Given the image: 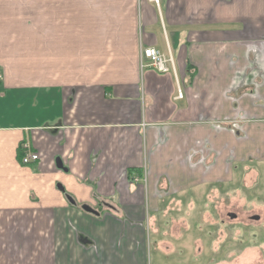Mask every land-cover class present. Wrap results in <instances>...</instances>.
Returning <instances> with one entry per match:
<instances>
[{"label":"crops","instance_id":"0c3cea01","mask_svg":"<svg viewBox=\"0 0 264 264\" xmlns=\"http://www.w3.org/2000/svg\"><path fill=\"white\" fill-rule=\"evenodd\" d=\"M0 74V264H231L191 222L264 178V0H0Z\"/></svg>","mask_w":264,"mask_h":264},{"label":"rangeland","instance_id":"374dc122","mask_svg":"<svg viewBox=\"0 0 264 264\" xmlns=\"http://www.w3.org/2000/svg\"><path fill=\"white\" fill-rule=\"evenodd\" d=\"M251 164V163H250ZM245 167H249L247 164ZM244 166L237 170L235 174V183L239 182L240 176L243 174ZM264 178L260 179L254 187L243 188L240 184H230L226 187L227 193L230 194V198L224 202V200L216 204V199H213L214 217L216 220L207 221L205 223L202 220H197L201 217L199 212L196 213L195 221L191 222V233L195 236L200 235V231L204 234L210 232L211 239L206 241V249L204 253V261H208L214 258V261L220 259V257H227L229 263L236 264L237 257H242L245 253L244 264H264V249L259 252L260 243L264 244ZM248 185L253 184L252 181L247 182ZM218 186L212 188V195L215 196V192L218 191ZM242 194V197L233 199L231 196H237L236 193ZM212 205V203H211ZM199 208L198 206H195ZM203 207V206H202ZM211 207V206H210ZM208 211L211 212L207 206ZM180 210V208L178 209ZM230 215L236 217L231 218ZM259 217V220H255ZM173 222L169 221L170 230H172ZM159 224H163L160 222ZM221 232L223 237L221 236ZM151 233L150 235H152ZM153 238H150V240ZM198 239V238H197ZM205 241V238L202 240ZM154 242L152 243V246ZM214 247L215 253H212ZM258 252V253H257ZM214 256V257H213ZM242 259L238 261L241 262Z\"/></svg>","mask_w":264,"mask_h":264},{"label":"built area","instance_id":"2783aa9c","mask_svg":"<svg viewBox=\"0 0 264 264\" xmlns=\"http://www.w3.org/2000/svg\"><path fill=\"white\" fill-rule=\"evenodd\" d=\"M155 3H159V0H154ZM141 68L145 69L151 67L156 70L158 73L167 74L170 71L174 70V61L171 56H166L163 52H159V50L148 47L143 48L141 50ZM2 79V75L0 74V80ZM179 97H182V93L179 92ZM39 160V156L37 154L26 153V155L22 158V163L24 165H29L32 162H36ZM140 181L139 177H135L133 179V183H137ZM144 182H147V175L144 178Z\"/></svg>","mask_w":264,"mask_h":264},{"label":"water","instance_id":"95a60500","mask_svg":"<svg viewBox=\"0 0 264 264\" xmlns=\"http://www.w3.org/2000/svg\"><path fill=\"white\" fill-rule=\"evenodd\" d=\"M69 200V202L73 205H75V202L73 199H71L70 197L67 198ZM82 211L86 212V213H89V214H92V215H95V216H99L100 215V212L97 211L96 209L92 208L91 206L89 205H83L81 207ZM231 218H234L236 217L235 215H230ZM255 220H259V217H256Z\"/></svg>","mask_w":264,"mask_h":264}]
</instances>
